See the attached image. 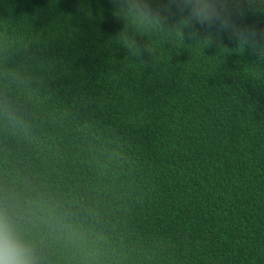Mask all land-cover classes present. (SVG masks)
Here are the masks:
<instances>
[{
  "label": "trees",
  "instance_id": "trees-1",
  "mask_svg": "<svg viewBox=\"0 0 264 264\" xmlns=\"http://www.w3.org/2000/svg\"><path fill=\"white\" fill-rule=\"evenodd\" d=\"M240 5L264 31V0ZM162 14L0 0V193L103 238L86 254L37 230L45 264H264V54Z\"/></svg>",
  "mask_w": 264,
  "mask_h": 264
},
{
  "label": "clouds",
  "instance_id": "clouds-1",
  "mask_svg": "<svg viewBox=\"0 0 264 264\" xmlns=\"http://www.w3.org/2000/svg\"><path fill=\"white\" fill-rule=\"evenodd\" d=\"M118 16L148 28H158L166 23L163 11L171 12L175 6L179 19L171 25L176 37L185 29L199 25L205 30V39H213V33L226 35L237 49L264 54V31L242 21L245 11L240 0H167L164 8L153 6V0H113ZM189 38H197L192 30ZM9 122L24 130L23 118L12 109H6ZM43 229L53 239L65 245L91 253L102 241L93 236L82 224L72 220L60 208L39 196L21 199L17 194L0 193V264H45L34 232Z\"/></svg>",
  "mask_w": 264,
  "mask_h": 264
}]
</instances>
